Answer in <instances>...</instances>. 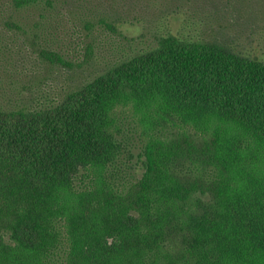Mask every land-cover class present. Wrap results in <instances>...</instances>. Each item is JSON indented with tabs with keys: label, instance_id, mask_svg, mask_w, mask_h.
Returning <instances> with one entry per match:
<instances>
[{
	"label": "trees",
	"instance_id": "trees-1",
	"mask_svg": "<svg viewBox=\"0 0 264 264\" xmlns=\"http://www.w3.org/2000/svg\"><path fill=\"white\" fill-rule=\"evenodd\" d=\"M0 264H264V0H0Z\"/></svg>",
	"mask_w": 264,
	"mask_h": 264
}]
</instances>
